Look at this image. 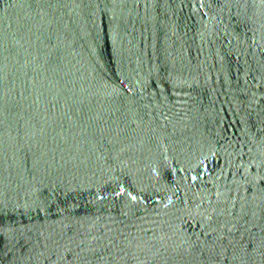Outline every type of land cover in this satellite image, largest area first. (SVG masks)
<instances>
[{
	"label": "water",
	"instance_id": "water-1",
	"mask_svg": "<svg viewBox=\"0 0 264 264\" xmlns=\"http://www.w3.org/2000/svg\"><path fill=\"white\" fill-rule=\"evenodd\" d=\"M0 264H264V0H0Z\"/></svg>",
	"mask_w": 264,
	"mask_h": 264
}]
</instances>
